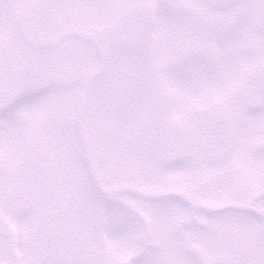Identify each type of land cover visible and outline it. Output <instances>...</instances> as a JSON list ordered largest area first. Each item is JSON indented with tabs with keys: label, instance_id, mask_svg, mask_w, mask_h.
Returning <instances> with one entry per match:
<instances>
[{
	"label": "snow or ice",
	"instance_id": "1",
	"mask_svg": "<svg viewBox=\"0 0 264 264\" xmlns=\"http://www.w3.org/2000/svg\"><path fill=\"white\" fill-rule=\"evenodd\" d=\"M0 264H264V0H0Z\"/></svg>",
	"mask_w": 264,
	"mask_h": 264
}]
</instances>
